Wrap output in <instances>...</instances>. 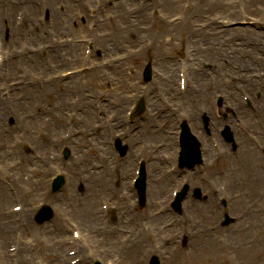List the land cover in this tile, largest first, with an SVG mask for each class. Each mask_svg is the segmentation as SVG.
Listing matches in <instances>:
<instances>
[{
	"label": "rangeland",
	"instance_id": "1",
	"mask_svg": "<svg viewBox=\"0 0 264 264\" xmlns=\"http://www.w3.org/2000/svg\"><path fill=\"white\" fill-rule=\"evenodd\" d=\"M4 1H5L4 5L0 4V21H1V18L3 17L2 11L4 9H7L8 6H10L12 9L13 16H14V18L12 17L11 21L13 22L16 21L18 18V15L20 16L22 14L24 16L23 19L24 21L26 20L27 22L26 27L24 29L25 32L31 31V33H34L35 27H36V30L39 29L40 27L42 28L44 27L43 25L45 24L46 15L44 14V9L42 7L38 8V3H40L39 1L34 2L36 6L29 5V7H25L24 5H21L18 10H16V8L13 6V4L16 3L15 0H4ZM83 1L84 2L82 5V8L78 7L75 0L73 4L65 5L64 6L65 10H62L60 8L56 10L55 8V11H54L55 17L53 18V21L55 20V22L59 26V29H61V31L64 32V33L57 34V37H54L53 35L55 43L56 44H66V45L74 43L73 46L78 44L82 46V48H81L80 54L76 56L75 58H73L72 56H70L69 58L61 57L60 53L56 56H53L52 58L53 61L51 63L52 68H53L51 78L53 79L52 80L54 82L53 84H63V83L68 84L67 82H70L69 79L71 77H72V80L76 82V83L73 82L71 84H77L76 80L77 79L81 80V78L85 79L87 81V84H92L94 80L93 79L90 80V77L88 75L95 73L96 79L99 78V82H98V79L97 81L95 79V82L93 84H99L100 89L101 87L103 88V90L101 91V94L104 93L106 97V101H103L104 103H102L103 108H106L110 104L109 102L110 100L115 101V104L113 103V105L116 107H118L117 106L118 103L119 105L123 104L121 103L122 101L117 99L119 101L118 102L116 100H113L114 97H112L116 92V87L118 86V84L122 85V90L124 94L126 95V101L128 100L127 95L130 94L132 91H136L137 89L134 87L135 86L134 84H140L139 82L140 72L138 71L142 68L145 62V59H150L151 56H152L153 61L155 62L154 64L155 69L156 71H158V75L160 76V78L163 77V74H165V71L160 69L158 60L168 59L169 62L175 61L176 63H178L177 69L176 71L174 69L173 77H172V81L175 84L174 89L176 91H178V73L180 72L179 70L180 63H184L185 60L187 61V58L192 53L198 52L201 49L203 50L204 48H208V51L211 53H214V55L219 59V61L222 59H226V57H224L226 55V52L228 54H233L234 51L238 54L236 56L239 59H242V57H247V55L253 57L255 54H258L259 58L264 57V48L262 52L261 50H259L261 49V47H264L263 46L264 45V11L260 9L262 4L261 3L254 4L253 0H224V3L217 2L215 4L217 5L215 9H208V3L211 2L212 0H180L179 4L176 6L177 8L172 9L171 11H165L163 9L164 0H128V2H125L124 7H121V17L126 16L129 20H131L132 24H134L135 26L142 25L143 29L137 32L135 35H132L131 37L125 36L124 37L125 40H122L119 45H117V42L114 40L116 36L113 35L114 34L113 32V34L111 35V39H109V42L107 43V46L110 48L109 54H101V53L99 54L97 51L94 52L93 50H91V53L85 56L84 53H85L86 44L87 43L93 44V48H94L95 44L93 40L91 39L93 37L99 38V36L104 33V30H107V29H102V31H96L93 33V30H88L87 28V26L90 28L94 26L93 17H94L95 12L97 11V4L99 1L102 2L104 0H83ZM261 2L264 3V0H262ZM188 4H190L189 8L187 7ZM200 6H202L203 9H197V7L199 8ZM154 7L158 10V13H157L158 23L154 27H151L150 22L154 20L153 17L156 14V9ZM180 9H182V11ZM28 10H31V11L28 12ZM184 11H188V12L184 14L183 13ZM103 12L104 13L107 12V13L105 15L103 13L102 19L103 17L104 19L105 17H107L108 19L110 17H113L112 9H109V11L105 10ZM116 15L117 14H115L114 19L113 18L109 19V22L113 23V21L116 19ZM249 15L251 17H249V20H247V22H250V21L253 22L254 20L255 24L251 26L252 24L251 22L249 24L250 25L249 27L240 28L241 34L249 35L250 32L251 34L255 33V35L259 37L257 39L254 37L248 38V36L241 37L236 34L229 35L228 32L232 28L221 30V28L217 26V25L222 26L221 22L223 20H224V23H226V20H235V19L239 20L241 18L248 19ZM176 17L177 18L180 17V20L176 21ZM73 18L76 22H78V25L80 28L79 30H76V28L73 29L72 36L74 38L71 39L70 32L72 30L69 31L68 33L67 31L68 28L66 27V25L68 21L72 20ZM83 19H84V24H83ZM185 20H190V23L192 26L191 30L181 31V33H176L174 30L164 35L161 38L163 42L162 50L155 52L154 51L155 48L153 46L150 47L149 50H147V47L150 46L152 43V39H151L152 34L155 35L157 31L161 32L162 31L161 29L167 26L176 25L177 26L176 29L182 28L181 26L183 25V22ZM169 21L172 23H170ZM83 29L86 32H84ZM38 32H41L42 36L36 39H33L30 37L31 45H27L26 47H21V46L19 47L21 40H23L24 42L25 37H22L16 41L15 39L11 40V43H12V46L10 49L11 52H16L19 48H21V53L23 49L32 50L34 52L45 51L46 45H45V42L42 41L41 39V38H44L43 36L44 29ZM242 38H244V43H246L243 46L241 44V42H243ZM38 39H40L41 41H38ZM67 39L68 41H66ZM56 40H59V41L56 42ZM191 41H194V43H192ZM212 42H217L218 44L223 43L226 45V47H223V48L219 47L218 49L215 48L217 50L215 51L214 49H212L213 48L211 44ZM256 45L258 47H257V51L255 52ZM73 46H69L66 49H71L73 48ZM245 46H247V48H245ZM101 49L102 47L100 48V50ZM195 56H198V54H196ZM40 57H34V56L24 57V55L21 54L20 56L17 57L18 62H16L13 65V67L11 68L9 66L7 67L6 64L2 67L3 69L2 73L3 72L6 74L8 73L7 75L10 76L11 78L9 79V82H7L6 79H3L0 82V147L3 150L2 154L0 155V182L3 180H9L12 183L14 182L16 187H18V185L21 186V184H23V187H21V190L19 191L20 198L16 199L15 201L11 199V197L9 198V201H6L7 199H4L5 198L4 193L0 190V209L4 208V211H9V208L11 206H14L15 203H21L23 206L26 205L28 208L31 207L30 209L32 210V206L35 205L38 201H40V200H31V199L27 200L26 194H30L29 186L27 183L28 179H24V176L17 177L13 173H11L10 169L12 168L13 162H15V160L17 159L15 158V155L18 154L20 156V159L23 162L24 169L27 172L31 170V172L34 173L32 170V167L33 166L36 167L35 165L36 163L33 162L32 160L33 155L34 153H37L42 156L45 155V144L43 140L39 138L40 134H38V130H39L38 128L35 129V131L33 128H31L30 132H26V134L22 133L18 135L16 133V131L14 130V127L11 124H9L7 121L8 117L12 116L14 113V105L12 103H9L11 99H8L9 102H7L6 101L7 97H5L3 94L4 92H8L7 86L9 84H28V83L47 84V79L50 76L49 69L46 72L49 58L46 57L45 59H43L44 55L42 56L40 55ZM232 57H227V59L229 60ZM190 59L197 60V61L199 60L198 63L201 62L200 64L201 69L203 71H208V76L205 74L206 77H208V80L209 78L218 79V85H212V87H210V84L208 81V83L203 84L202 90L201 89L199 90L203 92V94H208V100L210 101L208 105L210 108L208 109V113H210V110L212 109L211 108L212 101L217 96V94H219L220 92L224 94L223 103L225 104L226 102H228L226 103V105H228L227 106L228 107L227 112H228V118H229L228 121L232 125L235 135L237 136V132H238L237 127H236L237 121H238V118H240L239 115L243 111V110L241 111V109H239L240 107L238 108V106H242L240 103L243 102L244 96H246L247 94H251L250 90L247 91L246 87L251 84L253 85L254 77L259 76V71L261 69L260 68L258 69L255 66L253 67L252 64H250L249 68H242L240 64L233 63L232 61H230L229 67L226 69V71H223L222 68H216V70H212L215 68L212 67L211 63H208L207 57L198 59V57L190 56ZM26 62L30 63V65L26 66ZM96 65L98 66V68L95 67V69L94 68L91 69L92 66H96ZM126 68H128V72ZM191 68L194 70V69H197V66H192L189 68V70ZM77 69L79 70L78 73L76 72L71 75H67L65 78H63L62 74L64 73L66 74V72L68 71L77 70ZM184 69H185L184 67L181 68V70H184ZM129 72L132 73L131 74L133 77L132 80L134 82L133 84L126 85L124 83V80L126 81V77L128 75L127 73ZM108 75H110V79H108ZM244 83L245 85H243ZM100 84H102L104 87L102 85L100 86ZM142 88L144 91H146V87L145 88L142 87ZM87 90H91L92 92H95V89L93 88H90V89L85 88L80 92L81 94H83L87 92ZM108 90L110 91L113 90V91L110 92ZM153 94H154L153 96L154 98H156V96H159V93L156 94V91H154ZM40 98L41 99L38 104L39 107L37 108L44 109L45 98L43 97H40ZM129 104L130 102L127 105ZM126 107L124 108V110H126ZM153 108L151 109V112ZM223 109H226V106H223ZM27 110L29 111L32 109L28 107L24 108L25 112ZM19 111L20 109H17L15 111L16 115ZM107 112H109V110H107ZM120 114L121 113H118V116H120ZM44 116L46 115L42 116L43 117L42 120L45 118ZM210 136H213L212 138L213 141L212 139L210 140L212 143H214L215 140H218L216 138L217 136L215 133H212V135ZM209 138L210 137L208 136V139ZM155 141L156 140H154V142ZM210 141L209 143L211 144ZM35 145H39V149L37 151L34 150ZM83 145L85 146L84 148L79 149V151L78 149H76V152L75 153L73 152L72 155L79 154L80 151H83L85 154V152L90 153L91 149L94 150L93 144L89 141H85ZM217 145L218 144L216 143L215 149H218ZM213 147L214 145L211 148L212 155L214 154ZM224 149L225 148H223V145H221V150H224ZM217 155L219 156L220 154L217 153ZM227 155H230L229 157H232L237 162H238V159H240L237 156H233L230 153H228ZM249 155H250V151L249 153H247L246 151L243 152L244 157H248ZM214 156H216V154L213 155V157ZM73 157L74 156H72V158L70 157V159H73ZM42 161H44V159ZM210 161H212V163L208 164V167L212 166L214 162L213 160H210ZM92 162L95 165L94 159L92 160ZM216 163L214 164L215 167L210 170L213 171V176L218 183V175L220 174L219 170H221V168H220V163L218 161ZM68 164L69 166L72 165L73 168H76L77 164H79V158L77 159V157H75L74 162L71 161V163H68ZM237 164L238 163L235 162V168L238 169ZM241 166L242 165L239 164V167ZM35 174L38 175L37 179H38V183H40L41 182L39 180L40 172L38 171V173H35ZM235 176L236 174L233 175V179ZM68 178H67L68 184L66 186L68 190L66 191L64 190V193L62 194H66L67 196H69V199H70L72 197L74 189H75V192H77L78 194L80 193L79 192L80 190L79 188H77V186H74L71 176ZM94 181H93V184H94ZM1 183H0V186H2ZM217 186H219V183L217 184ZM171 189H172V186L170 187L168 192H170ZM5 192L9 194L8 191H5ZM2 194L4 195V198L2 197L3 196ZM226 203H227L226 208L228 209V212L231 216L236 217V215H238V213L241 212L240 208L238 207L234 210L235 213H233L231 211V209L233 210V207L231 205L229 207L228 201ZM184 206H185V203H184ZM219 206H220V201L219 202L213 201L212 202V212L210 214V219L211 220L213 219L212 238H213V242L217 245V247H215L217 250L213 249L211 243L208 242L211 240V239L208 240L209 239L208 234L198 235L200 236V238H195L194 236L196 234L195 235L193 234L192 235L193 239H190V242L191 240H193L196 243V245H194L193 243H189V240H188L187 245L183 246L182 243H183L184 237L182 236V231H184L183 224L185 221H182L183 217L179 218L181 216H176L178 215L176 214L175 216L177 217V220L172 219L173 222H171L170 217H167V216L161 217L159 222L157 221L158 224L160 223V228L164 227L165 232L162 235L157 236V232L151 229L148 232V239L151 241L149 243L150 247H148L147 249L145 248H142L141 250L138 249L137 252L133 254L134 263L141 264L140 263L141 255L145 253L143 255V258L145 259L146 254H148L152 250L153 252H157V254L160 255L164 264H223L222 262L223 248L220 247V244L223 243L222 240H224L223 230L220 229L221 222L223 221V216L221 213L223 209H221V206L220 207ZM29 212L30 211H28V213ZM172 216L174 217V214ZM174 221H175V225L172 229H168V227H165L166 223H174ZM71 230L72 229H69V232L66 235L65 239L68 238L67 237L68 235H69V239L71 238ZM12 240L13 239H8V238L4 239L5 250L9 251V247H8L9 241L12 242ZM44 240H45L44 238L43 240L40 238L37 240L36 238L35 243H33L32 246H35L37 244L38 245L40 244L41 246H45V244H43L42 242ZM161 241H164V243H162ZM211 248L214 250V252L211 250ZM0 250L2 251V249ZM70 250L74 251L76 250V248L73 245H68L67 252ZM70 259L72 260L74 259V257H69V260ZM53 261H59V259H56L55 256H52L49 260V263H52ZM6 263L7 262H5V264ZM228 263L237 264V262H235L234 260H228ZM35 264L37 263L35 262Z\"/></svg>",
	"mask_w": 264,
	"mask_h": 264
},
{
	"label": "bare ground",
	"instance_id": "2",
	"mask_svg": "<svg viewBox=\"0 0 264 264\" xmlns=\"http://www.w3.org/2000/svg\"><path fill=\"white\" fill-rule=\"evenodd\" d=\"M254 4L256 3H261V7L260 9H262L264 11V3L261 2L262 0H253ZM44 5H50V7H52L50 9L49 12H51V17L54 18L55 17V12H54V4L56 3L55 0H43ZM125 2H128V0H124L122 2H118V1H114V0H104V4L108 5L110 9L113 10V13L117 14L116 15V19L113 21V25H114V34L112 32L110 33H104L102 35L99 36V38L97 37H93L92 40L94 41V51H97L99 54H109L110 52V48L107 46V43L109 42V39H111V35H115V41L117 42V45L120 44V42L122 40H125V36L131 37L132 35H135L137 32H139L140 30H142V25L140 26H135L134 24H132L131 20H129L126 16L125 17H121V7H124ZM180 0H164L163 3V9L165 11H171L172 9L177 8L176 6L179 4ZM217 2L219 3H224V0H212L211 2L208 3V9H215V7L217 5H215ZM59 3V2H58ZM29 7V6H28ZM197 9H203L202 6H200L199 8L197 7ZM31 10H28V12H30ZM27 12V14H28ZM9 16L11 15V12L9 11ZM100 20V25L104 26L105 22H103L101 20V17H99ZM25 24H27L26 20L24 22ZM13 24H9V27H11ZM182 28H177V26H167V27H163V29H161V32H156L155 35L152 34L151 39H152V43L150 46L147 47V50H149L150 47H154L155 48V52H158L159 50L163 49V42L161 40V38L174 31L176 33H181V31H185V30H191L192 26L190 23V20H185L183 22V25L181 26ZM11 29H13V27H11ZM108 30V29H107ZM13 32V31H12ZM30 37L34 39V36L32 35L31 31H29ZM53 35H56V33H52ZM229 35L231 34H236L238 36H242L241 34V29L240 28H232L229 30L228 32ZM255 35V33H253L251 35V32L248 36L251 37H257V36H253ZM110 36V37H109ZM246 36V35H245ZM131 39V38H129ZM192 43H194V41H191ZM102 47V49L100 50V48ZM82 46L80 45H74L73 48L71 49H65L63 52L60 51L61 57H67L69 58L70 56H72L73 58H75L76 56H78L80 54ZM214 49V48H213ZM228 49V48H227ZM198 56L193 55L194 57H198L199 58H205L207 57V61L209 63L212 64V67L214 68H222L221 66V60L219 61V59L214 55V53H211L208 51V48H204L203 50H199L198 51ZM58 55V54H57ZM72 58V59H73ZM231 60H233V63H237L236 61H241L239 60V58L237 56H233L231 58ZM199 62V60H198ZM242 65H249L250 61H241ZM158 64L160 66V69H162L163 71L167 72L169 75V79H167V77L164 79L163 77H159L157 74V78H158V82L157 84L161 85L160 90L163 92V96L165 99V104L167 106V109H169V106L171 103H174L175 107H180L181 109L183 108H188L191 109V118H192V122L194 123V127L197 126V122H198V118H197V112H198V108L201 107H207L209 102L207 98H204V96H206V94H202L201 96L192 94V90H197V92L199 91V89L202 90V86L205 83L210 84V87H212V85H218V79L215 78H209L206 77V75L203 72H194V71H189L188 73V87L190 88L188 91V99L185 103V105H181V103L178 101L177 103L173 102L174 100H177L178 97H180V92L179 91H175L173 86H172V77H173V64H171L170 62H168L167 60L163 59V60H158ZM30 63L26 62V66H29ZM191 66H197L195 62H191L190 67ZM127 72H128V68ZM91 73V72H90ZM121 73V72H120ZM127 77H126V81L124 80V83L126 85H130L133 84V80H132V75L131 72L127 73ZM90 77V80L93 79L95 82L96 79V74L92 73L88 75ZM87 76V77H88ZM99 76V75H98ZM86 77V78H87ZM108 79H110V75H108ZM70 81V80H69ZM77 84H71L74 81H70L68 82V84H62L63 87L65 88H81L82 90L85 88H93V89H97V92L100 93L102 90L100 89V87L95 86V84H87V81L83 78L77 79ZM76 83V82H74ZM255 83V81L253 82V84ZM57 85V84H55ZM134 86V85H133ZM57 87V86H55ZM97 87V88H96ZM50 88L45 87V89L40 90L39 88H36L35 86L28 88L27 91L30 95H34V99L31 100L32 104H36L38 102V98L41 96H46L49 95L51 93ZM53 92H56L57 90H52ZM173 93V98L170 97V94ZM83 97V96H82ZM112 97H117L118 100L122 101L121 103L126 102V95L124 94L123 90H122V85L118 84V86L116 87V92ZM84 98V97H83ZM146 101L147 103L150 102L153 105H157L158 102H156V99L151 95H147L146 97ZM87 103H90L89 100L86 101ZM228 103V102H226ZM226 110H228V105H226ZM149 104V103H148ZM232 107V106H230ZM184 111V110H183ZM264 118V114L262 116ZM84 119H88L89 121H93V123L97 122L96 121V116H95V112L94 109L92 107H89V109L83 111V113L80 115L79 117V125L82 126L83 124H85ZM163 121L167 120V114H165L164 116H162L160 118ZM64 121V118L59 116L58 117V124H62ZM54 122V120H53ZM56 123V122H55ZM196 123V124H195ZM58 124H56L55 126H58ZM119 123H117L118 125ZM59 127V126H58ZM193 127V128H194ZM104 128V127H103ZM197 130V129H195ZM105 131L102 133V135L98 138V139H93V144L95 145V147L100 148L101 145H103L106 141H105ZM201 135H204L203 132ZM152 136L156 137L159 136L161 138H165L168 142L169 139H167L166 136H164L161 132L152 131ZM205 137V136H204ZM45 138H46V142H44L45 145H48V147H50L51 145L56 143V134L54 131V128L52 126H50L48 128V132L47 134H45ZM206 138V137H205ZM248 146L244 145L241 148V158L240 161L241 163L244 164L245 168H248L250 170V175L244 177L245 181L242 183H240L239 181V176H238V171L235 168V162L239 164V162H237L235 159H233L232 157H227L226 158V168L224 169V171L226 172V177H227V184H228V194L229 195V200L230 203L234 206V208L238 207H245V212L246 215L242 220H238L233 226H231L230 228H226V229H221L227 232V244H228V248L231 252V255L235 258V260L240 261L239 264H264V206L262 207V205L264 204V196L262 200L257 201V203L255 204L254 208H249V201H254V197L259 196L260 194L262 195V189L264 186V168H262L261 166H259V162L261 161L259 158V153L258 151H256L255 149H247ZM212 146L210 144H208V142H204L203 145V149H205V153H206V157L208 158L212 156ZM167 149H169V145L167 146ZM247 152L249 153L250 151V155L248 157H244L243 156V152ZM214 153V151H213ZM214 155V154H213ZM153 158H154V162H153V166L152 167H161L162 166V160L160 159V156H158V154L153 153L152 154ZM251 156V158H250ZM91 155L86 154L85 157H81V161H83L84 163L86 162V160L91 159ZM132 157H129L126 162L122 163V166L118 167L116 170L117 174L120 175H128V173H130L131 171V166L133 164ZM221 158V157H220ZM210 160V159H208ZM207 160V161H208ZM264 161V160H262ZM209 164V163H208ZM73 167V166H72ZM221 168L223 167L222 164L220 166ZM221 171V170H219ZM97 174V173H96ZM236 174V176L233 179V175ZM154 174H152L153 176ZM77 176L79 177H83L86 181L87 177V172H85L83 170V167H80L78 171H76L75 169L72 170V179L74 181H76ZM98 177L96 178L97 182L100 184L103 183H107L108 179L106 177V175L104 174V172H100L99 175H97ZM173 175H170L169 177L166 178H170ZM90 177L92 178V175H90ZM89 179V178H88ZM90 180V179H89ZM29 181L31 183L34 184V180L32 178H29ZM109 183V182H108ZM107 183V184H108ZM158 181H156L155 183H153L152 186V191H155L157 186H158ZM170 186V182L166 181L164 182L163 188L164 189H168ZM239 189H246L248 190L249 194L244 197H238L235 195V192L239 193ZM217 187L214 188V192L212 194V197L210 195L211 199L210 201H216L214 200L215 197L217 196L216 193ZM33 196L37 195V191L36 189H34L32 191ZM98 194L99 191H96V187H94L93 184L87 185V193L85 198L81 199L82 197H80L76 192H74L73 194V199L68 202V203H64V206L69 210V211H73V212H78V213H82L83 215L88 216H93L94 215V211H95V204L98 198ZM154 195H158V191H155ZM219 195V194H218ZM209 204V203H208ZM262 207V208H261ZM261 208V209H260ZM208 207L205 204H200L199 202H196L194 200L190 201V204L187 206V210L185 212V217L186 220L191 222L193 217H195V214L197 211L200 212H207ZM212 210H209V212H211ZM206 216V215H205ZM142 218V217H140ZM213 221V219H208V223ZM153 222V223H152ZM150 221V224L152 225L153 229H155L156 231H159V227L156 226L157 225V221L153 220ZM148 224V223H147ZM216 224V223H214ZM213 224V225H214ZM82 227L83 224H82ZM186 234L189 235V232H185ZM194 234V233H193ZM193 234L189 235V239H193ZM212 234L208 232L209 235V239L212 245L213 249H216L215 247H217V245L213 242V238H212ZM200 238V236L198 237ZM149 243V241H148ZM189 243H193L194 245H196V243L191 240V242L189 241ZM144 244V241L141 239L136 238L135 241L133 243H128L126 246V249L124 250V252L122 253V258H121V262H132V252H134L138 247L141 248ZM60 250L62 252H64L65 246H63V244H59ZM211 248V250L214 252V250ZM5 249V248H4ZM217 250V249H216ZM90 252V250L88 251ZM81 253H83L85 255V259H84V263L86 264L87 262V251L84 252L83 249L81 251ZM2 259H4V255L6 257V254L3 252L2 253ZM25 255H28V250L25 249ZM29 264V263H27Z\"/></svg>",
	"mask_w": 264,
	"mask_h": 264
}]
</instances>
